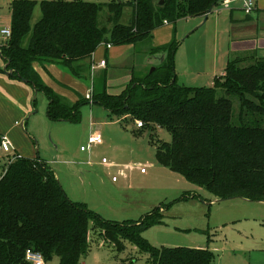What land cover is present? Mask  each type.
<instances>
[{
  "label": "trees",
  "instance_id": "1",
  "mask_svg": "<svg viewBox=\"0 0 264 264\" xmlns=\"http://www.w3.org/2000/svg\"><path fill=\"white\" fill-rule=\"evenodd\" d=\"M159 1L113 0L102 5L81 0H12L10 37L0 43L4 63L0 72L10 71V78L41 92L50 121L78 123L81 107L93 103L112 115L129 114L141 120L137 133L163 128L170 133V142L149 136L159 164L220 200L264 203V58L236 56L211 85L187 86L176 81L178 44L170 40L149 46V55L163 53L164 60L143 75H132L121 93L106 91L103 73L93 77L90 99L84 96L74 103L44 84L33 69V62L53 63L75 77L90 78L93 63L89 60L100 44H149L164 21L204 17L221 0ZM36 7L40 17L32 24ZM104 8L113 23L107 38L106 27L99 23ZM126 9L129 21L122 23ZM232 97L238 103L236 113ZM16 154L0 168V264H31L25 260L27 249L41 253L44 264L52 256L60 264H81L90 247L89 222L118 250L123 251V242L128 241L146 253L145 264H215L208 247L155 246L143 237L151 226L164 224L166 210L201 197L199 193L183 192L137 219H105L84 202L70 199L45 160ZM130 264L143 263L132 260Z\"/></svg>",
  "mask_w": 264,
  "mask_h": 264
},
{
  "label": "rangeland",
  "instance_id": "2",
  "mask_svg": "<svg viewBox=\"0 0 264 264\" xmlns=\"http://www.w3.org/2000/svg\"><path fill=\"white\" fill-rule=\"evenodd\" d=\"M10 1L0 0V28L10 27ZM81 1L105 5L113 0ZM127 10H125L120 20L122 23H128L129 21L130 13ZM222 10L217 5L205 21L199 20L200 17H183L175 22L162 23L156 28L157 32L163 35L169 25L170 39L178 44L174 52V68L178 82L194 87L209 86L212 84L214 77L219 75L220 70L225 69L227 64L226 44L223 42L221 35L219 36L215 32V18L224 14L225 11ZM107 15L105 8L99 13V23L107 29L104 38L108 37V30L113 24L108 21ZM39 17L40 9L36 7L31 23L33 24ZM2 38L0 34V41ZM151 56L152 58L147 59L146 55L136 53L128 47L126 52L116 61V63H121L120 68H117L116 71L120 73L128 72L132 75H143L147 71H151L153 67L161 64L165 54L158 53ZM128 62L133 65V69L127 66L129 64H125ZM93 76L90 74L92 80ZM121 76L111 79L112 82L110 83L106 76L108 86L116 89V82L120 81ZM54 77L56 78V76ZM50 79L53 80L51 77ZM88 82L87 88L90 85V80ZM53 83L68 89L63 82L53 81ZM24 85L29 90V95L25 99L28 110L23 117L14 115L8 117L14 125L12 130L17 132L18 143L20 145L26 144L27 148L31 149L32 156L30 157L41 156L44 150L50 153L53 152V156L49 161L53 168H58L60 171V179L58 178V180L70 199L84 202L89 209L96 211L103 218L113 220L136 219L160 203V200H156L158 198L153 191V186L159 183L158 178L145 182L141 177L135 176L131 181V186L116 189L113 185L115 183H112V177H118L116 170L109 171V173L105 172L100 177L99 169L102 168L99 162L104 156L105 159L117 163H149L153 160L155 151V145L149 142L150 134L154 140L160 139L170 142L171 136L167 130L156 127L154 130H144L142 133H136L134 136H136L137 141L135 142L130 143L121 140L115 148L117 156L107 145L97 146L92 152H81L79 147L86 144L83 135L89 128L97 131L108 128L99 125L97 122H93L91 125L88 124L91 119L89 110L94 108L96 114L100 111L99 107L96 106L97 104L87 103L82 106L81 121L79 123L50 121L46 115V97L41 92H35L30 85L26 83ZM75 94L77 97L80 96L77 92ZM34 99L35 102L32 104ZM232 99L233 112L236 113L238 103L236 98L232 97ZM93 118L97 119L95 115ZM116 118L118 116L104 119L109 122L114 121L115 124L120 126L122 136H133L131 132L132 122L130 120L121 122L126 125L124 128L122 124H118L121 120L117 121ZM112 127L109 126V128ZM124 131L127 133H123ZM100 133L103 132L100 131ZM0 136H5L13 144L6 134H0ZM55 146H59L58 150L61 151L59 155H54V151L56 152L55 149H57ZM13 148L20 156H23L20 151L22 147L17 150L14 145ZM11 154H4L0 151V168L9 160ZM147 171L151 172L152 168L148 166ZM190 184L193 188L191 191L199 193L201 197L173 205L165 212L164 219L168 224L151 226L143 232V237L155 246L160 245L159 241L165 242V246H188L187 243L190 240L180 237L184 235L178 232L174 226L187 227L190 230L185 236L192 239L193 243L201 240L209 249L223 245L229 248H225L226 250L223 253L213 251L215 264H218L219 254H223L225 257L230 256L229 254L232 252L230 249H237L241 252L249 251L246 255L239 252V255H237L239 264H257V261H259L258 264H264V259L261 257L263 255H260L256 250L251 251L257 247L264 248V203L243 198L219 200L202 187L193 183ZM167 201L169 200H163L162 202ZM136 204L139 205L138 208ZM88 226L90 247L81 259V264H130L132 260L136 263L145 264L149 261L147 254L140 252L130 242L124 241L125 249L123 251L118 250L114 242L105 241L97 230H93L92 222H89ZM166 228H169L167 230H170L169 232L172 233L173 237H167L168 240L164 241L161 240L162 236L158 230ZM45 264L60 263L57 256H52L45 261Z\"/></svg>",
  "mask_w": 264,
  "mask_h": 264
},
{
  "label": "crops",
  "instance_id": "3",
  "mask_svg": "<svg viewBox=\"0 0 264 264\" xmlns=\"http://www.w3.org/2000/svg\"><path fill=\"white\" fill-rule=\"evenodd\" d=\"M254 3H255L254 9L250 13L246 14L242 9L241 1L233 0L230 3V8L223 9L222 11H225L224 14L215 18V27H216L215 32L217 33V35L219 36L221 35L223 42L226 44V50H225V54L227 57L226 61L236 56H243L245 58L246 57L249 58V56L264 58V0H254ZM212 12L213 10L210 13ZM204 17H200L199 20H204ZM157 33H158L157 29H155L153 31V37L149 44L142 43L140 45H129V44L110 45L109 47H106V45L104 44H100L92 54L89 63L97 64L101 59H104L105 66L97 67L93 72L94 73L93 77L98 78L100 75L105 73L110 83L112 82L111 79H115L116 77L122 75L120 81L116 82V89H112L110 86H108L109 84L107 83V79H106V91L108 93L110 94L121 93V91L129 83L132 74L131 73L129 74L128 72H121V73L117 72L116 70L117 68H120L119 65H121V63L119 62L116 63V61L119 60V58L126 52V49H128V47L130 49H133V51L136 53H142L146 55L147 59L152 58V56L148 54L149 46H161L167 44L171 40L170 39L171 32L169 25L167 26V30L164 31L163 35H161V33L158 34ZM2 41L3 38L1 39L0 43ZM125 64H129L127 66L133 69V65H131V63L128 62ZM3 65L4 63L1 59L0 66L3 67ZM32 66L44 84L49 86L55 93L59 94L61 97H63L65 100H67L70 103H74L78 99L84 97L86 95L88 88L90 87V85L88 88L86 86L89 84V82L87 83V81L90 80V78H87L86 75H85L86 79L75 77L56 64L53 63L40 64L39 62H33ZM224 71L225 69L223 70L221 69L218 74L223 75ZM54 76H56V78ZM50 77L53 80H51ZM53 81L63 82V84H65V86L68 89L63 88L57 83H53ZM176 81H177V74H176ZM177 83L186 85L178 81ZM27 90L28 87L25 86L22 81L12 79L7 74L0 72V134H6L12 141L13 143L12 146L15 145L17 150L19 149V147H22L20 150L22 153L21 152L20 153L23 156L34 158V157H30L32 156V151L31 149L27 148L26 144L20 145L18 143L17 135H16L17 132L12 130V128H14V125L13 123H11V121H9L10 118H8L11 115L23 117L26 114L28 108L26 107L25 99L27 95H29V90L28 92ZM76 92L79 93L80 95L79 97H77V95L75 94ZM89 104H93V103H89ZM96 106L99 107L98 109L100 111L98 112V114H96L93 106H91V108L93 109L89 110L91 119L88 124L91 125L93 122H97L99 125L107 126L108 128H105V130L100 129V131L103 132L102 134L100 133V131L89 128L87 132H85V134L83 135V139L85 138V143H87L88 138L92 133L94 132L98 133L101 135L103 139L102 145H107L108 148H111V150H113L114 155L117 156V151H115L116 150L115 148L118 146L121 140H126L129 141L130 143L137 141V139L135 138L136 136L134 135L141 128L137 127V125L135 124L136 119H133L129 114H124L122 116H119L118 118H116L117 121H119V119L121 120L118 124H122L121 122H126L128 120H130L133 124V127L131 128V132L133 133V136H128V137L122 136V128L120 126L115 124L114 121L109 122L104 119V118L111 119V117H114L115 115H112L109 111L105 110L100 105H96ZM84 113L87 114L86 111H84ZM94 115L96 116L97 119L93 118ZM122 125L125 128L126 125L124 124ZM109 126H113V127L109 128ZM123 133H127V132L124 131ZM55 148L57 149H55L56 152L54 151V155H59L61 153V151L58 150L59 146H55ZM79 148L81 152H85L81 150V146ZM95 148L97 147H94L92 149L94 150ZM15 152L17 151L15 150ZM52 153H50L47 150H44L41 156L39 157L45 160L51 166V162L49 160L51 156H53ZM103 158L105 157L103 156L101 158V162H99L102 168L99 169L100 171L99 176L102 177L105 172L109 173V171L116 170L118 177L117 178L114 176L112 177V183H115L113 185L116 189H122L125 186H131L132 179L135 178V176H138L141 177L142 180L145 182L152 181L155 178L159 179L158 185L153 186V191L158 198L156 200H160V202H162L163 200H169V201L173 200L178 196H180L183 192L193 190V188H191L190 186L191 182L187 181L180 174L170 170L169 168L159 164L156 161L155 151H154V158L149 163L148 162L117 163L109 159H106V163H104L102 162ZM148 166L152 168L151 172L147 171ZM54 168L52 167V169L56 174V177L60 179V171L58 170V168L57 169ZM141 169H144V171L142 172ZM113 178H115V180H113ZM136 206L138 208L139 205L136 204ZM167 224L168 223L165 222L164 220V224L162 225H167ZM162 225H158V226H162ZM174 228L178 230V232H181L184 235L180 237H184L185 239L190 240L189 243H187L188 246L197 247V248L207 247L204 245L203 241L201 240H198L196 241V243H193L192 239L186 238L185 234L189 232L188 231L190 230L189 228L178 227V226H174ZM167 229L169 228H166L164 230L163 229L158 230V232L162 236L161 240L166 241L168 240L167 237H173L172 233L169 232L170 230L168 231ZM158 243L160 245L165 244V242L162 241H159ZM225 248L229 249L225 247V245H223L220 247H215V246L211 247L210 250L219 251L223 253V251L226 250ZM230 250L232 251L229 254L231 257L230 256L225 257L223 254L218 255V262H217L218 264H239V260H238L239 258L237 257V255H239V252L241 251L237 249H230ZM254 250H256V252H259L260 255H263L261 257H263L262 259H264V254H262L264 252L263 247L260 248L257 247L251 251ZM241 253L246 255V253L248 254L249 251L247 250ZM258 262L259 261H257V264Z\"/></svg>",
  "mask_w": 264,
  "mask_h": 264
},
{
  "label": "built area",
  "instance_id": "4",
  "mask_svg": "<svg viewBox=\"0 0 264 264\" xmlns=\"http://www.w3.org/2000/svg\"><path fill=\"white\" fill-rule=\"evenodd\" d=\"M232 1L233 0H221L219 3V6L222 9L230 8V3ZM240 1L242 3V9L246 14L250 13L255 7L254 0H240ZM165 22L166 21H164V23ZM10 33H11L10 27L0 28V34L2 35V37L4 39H8L10 37ZM109 46L110 45L108 44L107 47H109ZM104 66H105V61L103 59L100 60L96 65L93 63L91 65V68H90L91 76H93V72L97 67H104ZM91 84H92V78H90V87L88 88L86 95H85V98H87V99H90V97H91V91H92V85ZM135 124L137 125V127L143 126V122L141 120H138V119L135 120ZM102 144H103V139H102L101 135L94 132L88 138L86 145L81 146V150L91 152L93 150L92 148L100 146ZM0 151L4 154H11L12 153L11 157H13V155L17 153V152H15L10 141L5 136H0ZM18 156H20V155L18 154ZM11 157H10V159H12ZM102 162L106 163V159L103 158ZM141 171L143 172L144 169H141ZM113 180H115V178H113ZM25 260L31 264H44V260H43L41 253L34 251V250H31V249L26 250Z\"/></svg>",
  "mask_w": 264,
  "mask_h": 264
},
{
  "label": "water",
  "instance_id": "5",
  "mask_svg": "<svg viewBox=\"0 0 264 264\" xmlns=\"http://www.w3.org/2000/svg\"><path fill=\"white\" fill-rule=\"evenodd\" d=\"M162 2H163V0H160V1H159L160 4H162ZM210 12H211V10H210L208 13H210ZM207 15H208V14L205 15V17H204V21L206 20ZM153 68H154V67H153ZM153 68H152V69H153ZM7 74L9 75V74H11V72L8 71ZM35 92H36V91H35ZM219 200H220V199H219Z\"/></svg>",
  "mask_w": 264,
  "mask_h": 264
}]
</instances>
